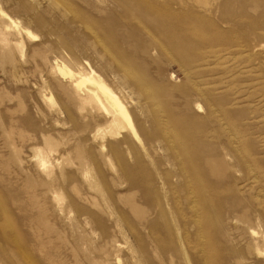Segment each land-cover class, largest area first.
<instances>
[{
  "label": "rangeland",
  "instance_id": "rangeland-1",
  "mask_svg": "<svg viewBox=\"0 0 264 264\" xmlns=\"http://www.w3.org/2000/svg\"><path fill=\"white\" fill-rule=\"evenodd\" d=\"M0 264H264V0H0Z\"/></svg>",
  "mask_w": 264,
  "mask_h": 264
},
{
  "label": "bare ground",
  "instance_id": "bare-ground-1",
  "mask_svg": "<svg viewBox=\"0 0 264 264\" xmlns=\"http://www.w3.org/2000/svg\"><path fill=\"white\" fill-rule=\"evenodd\" d=\"M58 72L60 75L64 77L67 76L69 78H74L72 72L69 71L64 65L58 67ZM81 76H79V80H77V83L75 82L76 83L75 86L78 89L81 87H85L86 91L91 93V95L94 97L95 101L97 102L100 101L99 93L102 94L103 97L106 99V101H108L116 109V112L119 113L125 119L127 124L131 127L128 114L125 111L119 99L111 91H109L102 83L95 82L92 79L83 78V76L82 77Z\"/></svg>",
  "mask_w": 264,
  "mask_h": 264
}]
</instances>
